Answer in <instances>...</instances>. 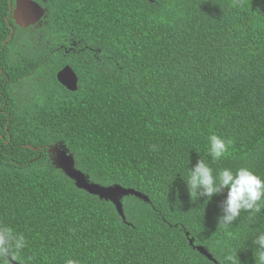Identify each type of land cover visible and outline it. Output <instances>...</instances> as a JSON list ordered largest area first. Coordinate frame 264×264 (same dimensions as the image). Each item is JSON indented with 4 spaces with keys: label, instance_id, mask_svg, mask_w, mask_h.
I'll return each instance as SVG.
<instances>
[{
    "label": "trees",
    "instance_id": "1",
    "mask_svg": "<svg viewBox=\"0 0 264 264\" xmlns=\"http://www.w3.org/2000/svg\"><path fill=\"white\" fill-rule=\"evenodd\" d=\"M102 1L107 29L52 9L48 43L58 51L50 70L72 66L78 92L48 78L30 99L7 86L9 108L0 98V225L25 237V247L11 251L21 264H182L186 233L223 201L190 196V167L204 158L214 172L247 167L264 177V0ZM0 57L16 72L4 46ZM212 134L232 142L214 162ZM27 145H63L91 181L134 188L151 202L125 198L123 220ZM159 192L175 196L165 201ZM244 214L214 241L219 254L244 250L239 264L264 232V208ZM198 258L192 264H213Z\"/></svg>",
    "mask_w": 264,
    "mask_h": 264
},
{
    "label": "clouds",
    "instance_id": "2",
    "mask_svg": "<svg viewBox=\"0 0 264 264\" xmlns=\"http://www.w3.org/2000/svg\"><path fill=\"white\" fill-rule=\"evenodd\" d=\"M7 3L5 15L0 19V46L6 47L11 53L13 60L11 65L16 72H10L12 68L9 67L5 70L0 57V98L3 100V106L7 104L9 108L15 103L12 102L13 99L6 92L7 86L10 88L12 95L17 94L30 99L31 95L35 93L36 83L48 78L57 79L61 86L70 93L78 92L81 85V76L72 66L63 63L54 73L50 70L53 55L58 51L48 43V41L54 42L48 33L52 9L64 13L89 28L107 29L109 25L106 23L103 25V1L7 0ZM59 44L61 45L60 49L69 52L68 45L77 48L83 46L85 41L83 39H68V45L67 43ZM66 68H70L77 78V90L75 91L69 89L60 81L59 75ZM5 83L7 84L5 85ZM16 109L21 112L22 107L16 103ZM232 121H238L240 124V121L236 118H233ZM2 139H4V135H1L0 132V141ZM7 139L10 140L11 137L7 136ZM208 139V155L212 161L225 157L232 143L231 140H226L216 134H212ZM26 147L39 151L38 159L43 157L42 152H45L47 156L49 155L52 164L73 181L78 190L112 203L123 220H126L124 212L125 198L136 197L149 202V204L151 202L146 195L134 188H127L121 184L105 186L91 181L90 177L77 167L74 154L63 145L50 146L47 151H40V149L32 148L30 145ZM55 147L62 148L73 156L76 170L81 171L88 177L89 183L99 185L105 189L120 187L125 191L117 197L116 201H113L80 188L76 180L72 179L56 164V154L53 151ZM15 165L19 164L15 163ZM170 173L173 172L168 171L166 174ZM15 175L10 173L9 176ZM185 181L191 197L194 194L198 195L199 199L206 197L205 201L209 202L215 195L219 194L223 201L219 205L220 211L217 209L206 217L204 216L200 226L197 224L192 233H186L187 246L180 257V263H201L203 261L198 257L202 256L213 264H239L242 254L246 255L244 250L240 249V251L234 253H226V250L223 249L220 250L219 254L218 249H215L216 244L214 241L221 239L220 237L226 233L225 230L237 221L241 213L246 212L244 215L259 213L264 208V177L257 175L247 167H241L236 171L224 168L214 172L205 159L201 158L190 167L188 179ZM225 190H227L226 196L223 193ZM158 195L165 201H170L175 196L161 192ZM228 234L231 235V233ZM25 245L26 241L23 235L16 234L12 228L6 225H0V258L8 257L12 264H21L15 261L11 251L13 249L20 251ZM252 245L254 246L253 256L248 258L249 262L245 264H264V232L252 239ZM67 264H79V262L69 259Z\"/></svg>",
    "mask_w": 264,
    "mask_h": 264
},
{
    "label": "water",
    "instance_id": "3",
    "mask_svg": "<svg viewBox=\"0 0 264 264\" xmlns=\"http://www.w3.org/2000/svg\"><path fill=\"white\" fill-rule=\"evenodd\" d=\"M59 77L60 81L69 89L73 91L77 90V78L74 76L73 71L70 68H66L60 73ZM53 151L56 154L55 162L58 167L62 168L72 179H75L80 188L113 201H116L117 197L125 191L120 187L105 189L99 185L89 183V178L81 171L76 170L74 158L69 155V152L59 147H55Z\"/></svg>",
    "mask_w": 264,
    "mask_h": 264
},
{
    "label": "flooded vegetation",
    "instance_id": "4",
    "mask_svg": "<svg viewBox=\"0 0 264 264\" xmlns=\"http://www.w3.org/2000/svg\"><path fill=\"white\" fill-rule=\"evenodd\" d=\"M37 1V0H36Z\"/></svg>",
    "mask_w": 264,
    "mask_h": 264
}]
</instances>
